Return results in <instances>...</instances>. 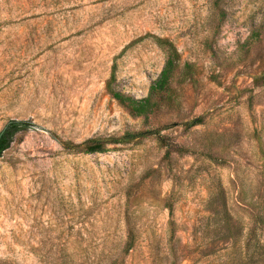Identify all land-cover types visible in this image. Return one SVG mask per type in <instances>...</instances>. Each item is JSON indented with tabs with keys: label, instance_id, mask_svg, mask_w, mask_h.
I'll list each match as a JSON object with an SVG mask.
<instances>
[{
	"label": "rangeland",
	"instance_id": "obj_1",
	"mask_svg": "<svg viewBox=\"0 0 264 264\" xmlns=\"http://www.w3.org/2000/svg\"><path fill=\"white\" fill-rule=\"evenodd\" d=\"M146 34L195 68L148 123L106 90L116 63L117 88L148 95L166 54L131 44ZM262 75L264 0H0V131L38 125L0 158V259L264 264ZM147 130L103 153L62 145ZM224 202L236 239L220 232Z\"/></svg>",
	"mask_w": 264,
	"mask_h": 264
},
{
	"label": "trees",
	"instance_id": "obj_2",
	"mask_svg": "<svg viewBox=\"0 0 264 264\" xmlns=\"http://www.w3.org/2000/svg\"><path fill=\"white\" fill-rule=\"evenodd\" d=\"M146 38L153 39V41L160 48H162L166 54L164 66L158 77L152 81L148 95L142 98H136L119 90L116 86V63L113 64L110 78L106 83V90L107 93L122 107H124L133 118L142 119L148 123L152 117L157 116L164 108L170 107L177 101L179 95L177 93L176 86H183L187 82H191L194 79L195 68L191 63H182V57L177 46L174 44V42L167 38L146 34L131 44L143 41ZM256 81L261 82L264 85V75L256 78ZM202 123L203 120L201 118H197L186 125L191 128L201 125ZM37 127L38 125L31 119L8 120L0 131V158L7 150L12 147V144L16 141V138L19 134L28 132ZM153 133H155L154 130L126 132L122 136L91 137L79 143L64 142L62 145L67 150H74L87 154L103 153L107 150L106 147L110 144L132 143ZM252 206L256 210L255 222L264 230V202L262 204L253 202ZM168 207L171 216H173V205L169 204ZM214 213L217 215L221 214L220 232L224 230L225 233L229 235V237L234 239L236 237L235 228L232 224L231 216L227 209L226 203L224 202L222 204V209L220 211L214 210ZM174 223V220H171V225H174ZM172 234L174 235L173 228ZM134 240V235L130 234L126 240V247L124 248L125 253H128L134 247ZM0 264L14 263L6 259H0Z\"/></svg>",
	"mask_w": 264,
	"mask_h": 264
}]
</instances>
